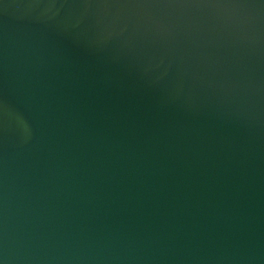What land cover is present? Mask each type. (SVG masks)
<instances>
[{"label":"water","instance_id":"obj_1","mask_svg":"<svg viewBox=\"0 0 264 264\" xmlns=\"http://www.w3.org/2000/svg\"><path fill=\"white\" fill-rule=\"evenodd\" d=\"M0 264H264V0H0Z\"/></svg>","mask_w":264,"mask_h":264}]
</instances>
